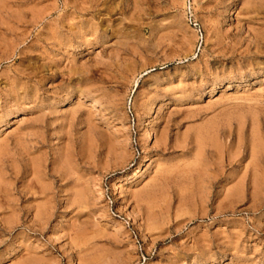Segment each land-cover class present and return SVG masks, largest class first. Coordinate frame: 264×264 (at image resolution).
<instances>
[{"label": "rangeland", "instance_id": "1", "mask_svg": "<svg viewBox=\"0 0 264 264\" xmlns=\"http://www.w3.org/2000/svg\"><path fill=\"white\" fill-rule=\"evenodd\" d=\"M0 264H264V0H0Z\"/></svg>", "mask_w": 264, "mask_h": 264}, {"label": "built area", "instance_id": "2", "mask_svg": "<svg viewBox=\"0 0 264 264\" xmlns=\"http://www.w3.org/2000/svg\"><path fill=\"white\" fill-rule=\"evenodd\" d=\"M193 25V27H196V29H197V32L199 33V30H198V27H197V25L194 23V24H192Z\"/></svg>", "mask_w": 264, "mask_h": 264}, {"label": "bare ground", "instance_id": "3", "mask_svg": "<svg viewBox=\"0 0 264 264\" xmlns=\"http://www.w3.org/2000/svg\"><path fill=\"white\" fill-rule=\"evenodd\" d=\"M12 90L14 91V89H12ZM13 95H15V94H13ZM15 96H16V95H15ZM16 98H17V96H16ZM15 100H16V99H15ZM151 107H152V106H151ZM150 109H152V108H150ZM155 109H156V108H155ZM9 115H10V114H9ZM5 122H6V121H5ZM149 136H150V135H149ZM149 136H148V137H149ZM137 172H138V171H137Z\"/></svg>", "mask_w": 264, "mask_h": 264}]
</instances>
